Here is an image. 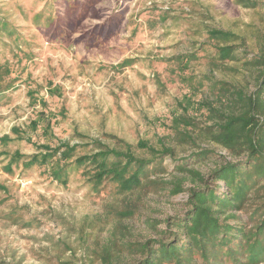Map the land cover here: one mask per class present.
Returning a JSON list of instances; mask_svg holds the SVG:
<instances>
[{
	"label": "rangeland",
	"instance_id": "1",
	"mask_svg": "<svg viewBox=\"0 0 264 264\" xmlns=\"http://www.w3.org/2000/svg\"><path fill=\"white\" fill-rule=\"evenodd\" d=\"M26 2L0 0L1 13L27 42L19 45L21 52L14 45L7 50L0 47V65L14 70L17 77L12 89L0 94V138H14V127L27 130L44 111L52 113V122H56L53 135L45 140L27 130L32 142L44 144L50 140L54 146L59 140H69L74 144L80 140L74 135L77 131L106 141L110 139L107 136H114L135 149L142 141L152 145L163 141L174 147L179 158H185L196 150L176 139L173 112L181 114L187 98L195 108L204 98H213L208 83L199 86L208 64L206 54L195 48L208 43L205 31L218 29L245 35V50L253 54L257 53L258 41H264V8L246 9L237 0H89L83 17L79 9L70 16L65 36L54 31L58 25L43 26V31L34 26ZM199 27L206 30L202 32ZM112 28L113 33L107 35ZM185 55L196 59L180 71L179 63L170 59ZM125 60L134 63L125 69H113ZM216 75L245 84L241 76L235 77L227 70ZM8 80L11 76L0 86H8ZM51 85L59 88L57 96L49 95ZM31 92L37 102L31 100ZM188 114L198 122H206L208 115L205 110L195 109ZM198 144L213 153L208 160L188 165L204 176L219 165L245 160L232 157L213 143ZM17 150L23 155L36 151L25 140L8 147L0 144V185L6 188V192L0 191V200H7L0 210H7L9 205L25 207L24 220L36 223L24 228L0 220V262L100 264L93 254L95 242H102L110 227L103 228L95 216L104 217L107 204H113L112 190L97 197L83 185L80 175L64 186L52 181L38 166L24 168L19 163L10 171L7 166ZM174 167L167 159L166 171L158 176L173 181L171 175H180ZM191 187L186 182L185 191L175 196L169 193L171 187L140 194L138 213L126 221L133 241L157 238L152 222L163 229L167 218L184 215ZM237 214L248 223L247 214ZM92 220L94 229L90 227ZM86 234H91L89 250L81 241Z\"/></svg>",
	"mask_w": 264,
	"mask_h": 264
},
{
	"label": "trees",
	"instance_id": "2",
	"mask_svg": "<svg viewBox=\"0 0 264 264\" xmlns=\"http://www.w3.org/2000/svg\"><path fill=\"white\" fill-rule=\"evenodd\" d=\"M23 1L31 8L34 26L43 31V26L58 25L54 31L63 36L67 35L70 16L79 9L81 17L90 6L89 0ZM237 4L246 9L264 8V2L258 0H237ZM200 28L202 32L206 30ZM111 33L113 28L107 35ZM205 33L208 43L195 48L206 54L208 64L199 86L208 83L213 98L211 101L204 98L197 108L187 98L182 113L173 112L176 139L196 150L187 157L179 158L174 147L163 141L157 145L142 141L135 149L114 136H107L110 139L106 141L77 131L74 135L80 140L74 144L69 140H59L54 146L50 140L44 144L32 142L28 132L45 140L53 135L56 122H52V113L44 111L30 122L28 132L14 127L11 131L14 138L10 135L0 138L4 147L25 140L36 149L31 155L15 151L7 166L10 171L12 165L19 163L24 168L38 166L52 181L64 186L72 177L80 175L83 185L97 197L112 190L113 204H107L104 217L95 216L103 228L110 227L108 236L102 242L97 239L95 242L93 254L100 264H264V41H258L257 53L253 54L245 50L248 48L245 35L218 29H208ZM26 43L21 32L0 11V47L7 50L14 45L21 52L19 45ZM194 59L195 56L185 55L170 60L177 61L180 71H185ZM133 63L134 60H125L113 69H125ZM3 69L6 71L0 75V85L10 76L12 80H8V86H0V94L12 89L17 80L14 70L0 65V73ZM224 70L235 77L241 76L245 84L216 75ZM48 93L57 96L59 88L51 85ZM33 96L31 92V100L37 102ZM191 109L205 110L206 122H198L189 115ZM198 142L213 143L229 151L232 157L245 160L219 165L204 176L188 165L191 161L208 160L213 153L202 149ZM167 159L174 164V171L180 173L171 175V182L158 176L166 171ZM186 182L192 184L188 189L187 212L167 218L163 229L158 228V222H152L150 226L157 238L133 241L132 229L126 221L138 213L140 194L171 187L170 195H179L185 191ZM0 191L6 192L5 186L0 185ZM6 202L0 200V207ZM24 211L25 207L9 205L7 210H0V220L24 228L35 226L36 222L24 220ZM242 212L248 215V223L237 214ZM93 222L92 229L96 227ZM90 235L81 237L87 250Z\"/></svg>",
	"mask_w": 264,
	"mask_h": 264
}]
</instances>
